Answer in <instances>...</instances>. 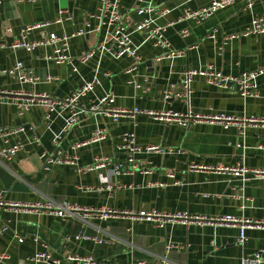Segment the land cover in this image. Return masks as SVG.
Wrapping results in <instances>:
<instances>
[{
  "label": "crops",
  "instance_id": "crops-1",
  "mask_svg": "<svg viewBox=\"0 0 264 264\" xmlns=\"http://www.w3.org/2000/svg\"><path fill=\"white\" fill-rule=\"evenodd\" d=\"M211 1L121 0L123 11L130 12L124 19L130 31L144 19L135 10L147 3L168 10L158 23L166 28L170 48L145 42L146 33L139 32L133 35L134 44L140 47L138 59L117 57L110 51L81 63L104 38L95 18L99 0H0V91L10 92L0 102V129L25 128L7 145L20 141L23 149L11 161L0 158V198L15 204L54 201L91 210L59 217L44 210L0 208V256L7 255L0 264H77L70 260L74 257H93L108 264H150L161 258L169 264H240L242 258L264 250V229L246 230L247 242L240 245L235 225L174 221L161 227L131 217L156 211L207 220L233 216L264 222V178L251 174L238 178L227 171L238 166L264 170V127L246 124L240 134L241 122L228 129L204 121L183 127L148 114L117 119L110 114V110L139 109L156 114L264 118V76L253 82L254 96L242 97L236 90L218 88L202 76L194 78L190 92L183 90L188 70L240 76L264 67V34L240 36L253 17L264 15V0H255L252 12L239 3L203 22L186 18L188 11L207 8ZM61 9L69 11V19L31 32L28 40L39 41L52 33L73 36L70 55L77 72L72 66L46 61L45 56L53 50L50 47L32 52L12 49L25 26L53 22ZM233 35L240 37L228 40ZM18 62L39 80L23 84L11 76L8 72ZM95 79L100 85L94 95L79 101L77 123L69 131L66 126L72 110L48 119L43 106L27 112L16 106L26 99L18 93L66 99ZM168 93L184 96L167 99ZM108 96L112 102L96 112L89 111L98 98ZM98 131L104 132L105 138L93 142ZM128 133L136 135L142 150L134 164L127 162L129 154L117 150ZM150 146L159 149L146 151ZM4 147L0 141V149ZM59 153L74 163L55 164L46 171L47 161ZM102 158L107 159L103 167L94 168ZM119 165L123 168L118 172ZM99 210L127 214L104 221L94 213ZM83 236L104 242L78 239ZM168 244L176 248L168 252ZM37 253L49 254L51 261H32Z\"/></svg>",
  "mask_w": 264,
  "mask_h": 264
},
{
  "label": "built area",
  "instance_id": "built-area-1",
  "mask_svg": "<svg viewBox=\"0 0 264 264\" xmlns=\"http://www.w3.org/2000/svg\"><path fill=\"white\" fill-rule=\"evenodd\" d=\"M22 2L23 0H18ZM100 6L95 18L99 21L98 30H104V38L103 41L96 47L93 48L88 54L83 56L80 59L81 63L88 62L92 57H94L97 53L103 55V53L112 51L114 56L120 57L126 55L132 58H139L137 55V51L139 50V46H136L133 41V35L139 32L146 33L145 42H151L155 47H159L164 50H168L170 48L169 40L165 36L166 28L158 23L159 19L166 16L169 11L168 10H160L159 7L155 6L152 3H147L146 5L135 10L138 16L144 17L142 21L136 23L135 29L130 31L129 28L125 25L124 19L126 14L130 12L123 11L121 7V0H99ZM255 0H212L210 6L204 8L199 11H188L186 13V18L189 20H196L197 22H203L215 15L216 13L223 11L227 8L233 7L236 4H243L244 10L252 12L254 8ZM69 11L66 9H61L59 11V17L53 22H46L43 24H31L25 26L21 31V36L17 39L13 45V50H25L28 52H32L37 48L43 47L52 48V53L45 56V60L48 62H55L56 64H63L72 66L75 72L76 63L74 59L70 55V40L73 36L62 35L58 36L55 33L50 34L48 37L39 40V41H30L28 40V36L31 32L40 30L53 24H60L63 22L65 18H70ZM11 31V29H8ZM188 32L186 31L185 34ZM81 34V33H80ZM264 34V15L261 17H253L250 26L246 28V30L240 36H250V35H262ZM239 35H233L228 38V40H236L240 37ZM214 38V36H213ZM177 55H180L178 53ZM11 76L18 79L23 84H33L36 83L39 79L34 75L32 71L27 70L21 62H18L9 72ZM202 76L205 77L209 84L214 85L218 88H222L226 91L236 90L240 96H254V86L253 82L259 78L264 76V67L254 72H246L241 74L240 76H225L219 72L212 71H197V70H188L184 74L183 81V90L190 92V88L192 82L195 77ZM100 85V82L95 79L89 82H85L84 85L76 90L74 93L70 95V97L66 99H57L52 98L46 94H24L18 93L21 97H26V99L22 102L16 104L17 108L21 112H27L31 108L35 106H43L47 108L48 114L47 118L50 119L52 114L62 113L66 110H72L73 115L70 117L66 129L71 130L77 123V117L75 114V109L80 100L87 98L89 95L95 94L96 87ZM12 94V93H11ZM187 94V93H186ZM10 95V92L0 91V102H4L7 96ZM184 96L183 93H168L166 95L167 99L170 98H181ZM108 102H112L110 96L104 98H98L97 103L92 101V104H95L89 108L90 112H96L100 110V108L107 104ZM111 115L117 119L118 116L121 115H151L155 118H163L166 121H174L178 123L180 126L188 127L192 122L204 121L211 124L220 123L224 125L225 129H228L230 125L236 122H241L242 125L239 127L241 129L240 134H244V129L246 128V124H258L264 127V118L256 119V118H243V119H235L229 118L224 114L221 115H213V116H196L193 114H179L173 112L166 113H152L147 111H142L139 109H134L133 111L129 110H110ZM108 113L109 110H106ZM25 132L24 127L17 128H3L0 129V141H2L5 145L4 148L0 149V158L11 161L22 149L23 146L20 141L15 143L14 145L7 146L10 144V141L13 137L20 136ZM105 138L104 132L98 131L93 134L92 141L99 142ZM159 148L157 146H150L146 148V151H155ZM118 152H124L129 154L127 162L130 164L135 163L136 155L141 153V148L138 147L136 142V135L134 133L125 134L120 143L117 145ZM107 159H97L96 166L94 168H102L103 163H105ZM73 164L74 160L70 157L62 158L57 156L56 158H50L47 161V165L45 166L46 171H50L52 166L55 164ZM122 165L117 167L118 172L122 169ZM137 166L134 165L133 169H136ZM196 169V168H192ZM228 172L233 174V176L238 178H244L248 175H252L256 178H264V170H248L246 167L238 166L236 168L227 169ZM2 207H11V208H23L29 210H44L50 212L59 217H67L70 214L77 213L79 211H83L85 213H89L91 210L85 208H79L78 206L70 205V204H58L54 201H47L45 203L38 204H15L8 203L2 198H0V208ZM94 213H98V218L100 220H108L113 217H118L120 215L125 216L127 213L118 212L114 210H99ZM131 217L137 221H146L153 222L163 227L166 222H174L180 221L184 224H188L190 222H196L199 224L208 223L214 226L216 225H235L238 226L239 229V237L238 244L244 245L247 242L246 230L248 229H264V222H252V221H241L233 216H225L221 218H215L211 220H207L204 216H193L186 213H177V214H161L156 211L151 212H140L137 214H131ZM98 234L101 233V230H98ZM91 239L95 243H103L104 240H99L98 237L89 238L87 236L78 237V239ZM23 239H20L22 242ZM176 247L173 244H168L166 249L168 252L175 249ZM0 259H7V255L3 254L0 256ZM32 261L40 263L51 261V256L47 253H37L34 257L31 258ZM70 260L76 262L77 264H108L106 262H97L93 257H74L70 258ZM59 264V262H54ZM150 264H169L166 258H161L156 261H153ZM240 264H264V250H260L256 252L253 256L244 257L241 259Z\"/></svg>",
  "mask_w": 264,
  "mask_h": 264
}]
</instances>
